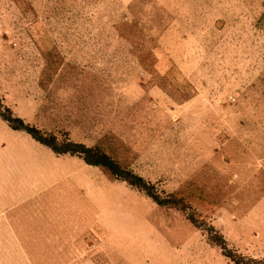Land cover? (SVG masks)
Listing matches in <instances>:
<instances>
[{
	"label": "rangeland",
	"instance_id": "rangeland-1",
	"mask_svg": "<svg viewBox=\"0 0 264 264\" xmlns=\"http://www.w3.org/2000/svg\"><path fill=\"white\" fill-rule=\"evenodd\" d=\"M0 101V264H264V0H0Z\"/></svg>",
	"mask_w": 264,
	"mask_h": 264
},
{
	"label": "trees",
	"instance_id": "trees-1",
	"mask_svg": "<svg viewBox=\"0 0 264 264\" xmlns=\"http://www.w3.org/2000/svg\"><path fill=\"white\" fill-rule=\"evenodd\" d=\"M0 117L7 121L9 123V125L13 128H22L24 130H26L28 133H30L35 139L39 140L40 142L48 145L49 147H51L53 150L55 151H60L58 150V148L53 145L51 142L45 140L44 138H42L41 136H39V132L38 130L33 127V126H28V125H24L23 120L19 117H12V112L11 109L8 107H5V111L1 110V101H0ZM17 121L19 122L20 126L15 125L13 122ZM54 139V138H53ZM69 147L64 150L65 151H69L72 153L75 152H79L81 150H76L75 148L73 149L72 147H77L75 146L72 142H70ZM72 146V147H71ZM82 152L86 153L83 155L84 159L88 162V163H92V164H101L106 166L114 175H116L117 177L125 180L126 182H128L130 185L135 186L136 188L144 191L149 197H151L154 201H156L158 204H163L164 200L159 199L157 196H155V194H153V192H151L150 188L147 186L146 182H144L143 178L141 176L132 174L131 172H126V174H122L124 172L121 171L120 167L118 166V164H116L115 162H113L111 160V158L106 155L105 153L102 152H97L95 155L96 159L94 160H89L88 156H87V152H94L92 151V149H88L86 148V150H82ZM81 152V153H82ZM80 153V152H79ZM134 178L133 179H131ZM195 223V222H194ZM208 239L211 242H214L216 244H219L224 255L228 258H230L235 264H242L239 260V258H236L233 254L229 253V251H227L226 246L222 243H217L215 240H213L211 237H208Z\"/></svg>",
	"mask_w": 264,
	"mask_h": 264
}]
</instances>
